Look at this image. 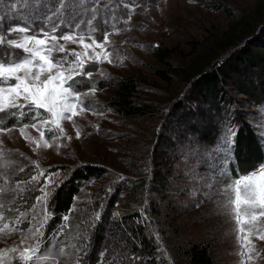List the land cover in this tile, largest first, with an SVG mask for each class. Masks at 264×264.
<instances>
[{
	"label": "rangeland",
	"instance_id": "1",
	"mask_svg": "<svg viewBox=\"0 0 264 264\" xmlns=\"http://www.w3.org/2000/svg\"><path fill=\"white\" fill-rule=\"evenodd\" d=\"M39 1L0 0V31L26 25L37 32L47 30L62 16L68 26L64 30L60 26L57 36L77 25V31L95 28L98 42L108 32L109 44L105 47L112 53V63H87L84 71L92 75L77 77L81 81L77 88L81 92L95 89L94 94L82 97L84 106L91 110L62 121V134L47 131L54 125L42 126L50 147L44 146L40 131L32 127L25 131L40 142V147L21 136L20 124L35 121L26 116L18 123L17 117L0 113V123L11 129L0 132V216L5 218L3 223L18 229L12 235L0 233V253H5L0 264H18L20 252L38 242L37 256L41 258L37 264H142L141 257L126 248L128 238L135 241L131 233L114 245L104 243L112 235L113 223L122 222L128 212L138 213V222L149 226L154 238L162 242L164 264H189L184 251L191 244L206 247L212 264H241L242 260L245 264H264V240L254 234L250 235L255 245L253 259L240 255L236 223L223 195L224 186L238 175L232 170V138L235 122L240 119L236 116L250 125L264 150V94L246 97L235 92L231 82L224 84L218 96L219 109L209 118L211 127L217 130L215 141L210 143L199 137V132L208 131V111L204 107L198 111L189 100L190 87L167 84L152 73L153 67H167L153 58L156 48H176L178 54L171 59L172 65L185 63L180 54L189 52V42L200 43L231 21L249 18L255 1L46 0L48 5L44 6ZM61 2L64 8H60ZM14 35L19 34L9 38ZM85 42L91 43L87 39ZM66 47L83 51L78 44L68 43ZM0 51L23 55L20 49ZM127 75L145 83L140 99L151 107L145 117L117 116L107 106L110 89H99L101 82H114ZM173 109L177 110L175 119L182 115L189 119L187 125L174 131L167 125ZM218 114L224 116L222 121ZM54 135L60 138L52 139ZM210 139L213 141L214 136ZM87 165L101 170L100 177L82 183L71 211L55 225L49 210L54 191ZM259 166H264V161ZM159 171L169 173L163 192L156 187L150 189L158 185L153 175H159ZM45 192L49 195L42 200ZM114 198L117 202L113 203ZM41 223V235L37 237L35 229ZM255 223L264 227V217H258ZM96 225H101L105 239L97 248L99 253L92 256L90 237ZM23 237L29 239L21 244ZM12 248L17 252L11 253ZM97 254L100 258L95 262L92 257ZM160 255L157 260L162 264Z\"/></svg>",
	"mask_w": 264,
	"mask_h": 264
},
{
	"label": "trees",
	"instance_id": "2",
	"mask_svg": "<svg viewBox=\"0 0 264 264\" xmlns=\"http://www.w3.org/2000/svg\"><path fill=\"white\" fill-rule=\"evenodd\" d=\"M254 1L253 12L249 18L242 17L231 21L225 29H216L214 33L209 35L211 37L203 40L204 42H189V52L180 54L184 56L181 59L185 60V63H180L177 66L172 65L171 59L178 54L176 48L160 47L153 52V58L159 64L167 66L163 69L153 67V75L167 84L188 85L190 87L189 100L196 105L198 111H202L201 107L207 109L209 115L205 118L208 131L205 134L199 132L201 141L210 143L215 141L217 130H213L209 118L214 112L217 113L220 106L219 93L222 92V87L228 81L233 84L235 92L246 97L264 94V0ZM39 3L43 6L48 5L46 0H40ZM53 24H59L64 30L68 26V21L61 16ZM216 31L220 32L217 34ZM176 79L178 81H175ZM143 85L145 83L142 79L138 80L134 75H127L114 82H101L99 89H110L107 106L117 116L142 118L151 113L150 105L140 99V91ZM176 111L173 109L170 113L172 119L167 124L172 131L179 130V127L187 125L189 121L187 115L175 119ZM220 114H218L219 121H222L224 116ZM236 118L240 119L235 122L237 127L232 138L234 160L232 170L235 174L250 173L264 161V150L253 134L250 125L241 120V117L236 116ZM7 123L11 124L10 121ZM211 136H214L213 141H210ZM156 166L158 168L159 164ZM101 173V170L92 165H87L78 169L70 179L60 184L53 193L52 205L49 209L55 225L60 224L61 217L71 211L82 183L100 177ZM159 173L160 176L158 174L153 175V181L158 185H152L150 189L154 190L152 188L156 187V191L163 192L168 182L169 173L161 174L160 171ZM133 188L136 187L133 186ZM115 201L117 202V199L114 198L113 203ZM137 218L138 213L128 212L123 217L122 222L116 220L113 223L112 235L107 240L102 237L101 225H96L90 237L92 256L99 253L97 248L102 239H105V245H114L118 240L126 237V233L129 232L136 242L128 238L126 248L141 257L139 259H141L142 264L150 262L151 264H159L160 260H157V256L162 253L163 244L154 238L149 226L141 225ZM159 230L163 233L161 229ZM184 254L187 256L189 264H212L208 249L200 244H191L184 251ZM98 256L97 254V257H92L95 258L93 259L95 262L100 258ZM160 256L161 263L164 264L165 259L162 258V255Z\"/></svg>",
	"mask_w": 264,
	"mask_h": 264
},
{
	"label": "snow or ice",
	"instance_id": "3",
	"mask_svg": "<svg viewBox=\"0 0 264 264\" xmlns=\"http://www.w3.org/2000/svg\"><path fill=\"white\" fill-rule=\"evenodd\" d=\"M64 7V3L61 2L60 8ZM78 27L77 25L59 36L56 35L60 28L59 24H53L50 29H41L38 32L30 25L12 27L6 32L0 31V48L20 49L23 53L19 55L11 51H0V113L17 117L18 123L26 116L30 121H35L21 123L20 134L37 147H40V142L32 140L25 130L32 127L40 131L41 140H44L45 133L41 128L51 124L55 128L49 127L47 129L49 133L62 134L64 131L61 127L62 121L71 120L78 113L91 110L84 106L82 97L94 94L95 89L92 88L89 92L79 91L77 85L81 81L77 77H91V71H84L88 62L112 63L110 59L112 53L105 47L109 44V33L104 32L102 40L98 42L94 35L95 28L90 27L88 32H84L77 31ZM12 34L19 35L9 38ZM86 39L91 43H86ZM60 41L64 43L61 44ZM68 43L78 44L83 51H69L66 47ZM95 48L101 51L96 52ZM89 50H92L91 54ZM54 53L58 55H53ZM13 109L17 111H10ZM2 120L3 117H0V121ZM10 130L0 123V132ZM79 135L77 131V138ZM59 138L55 135L52 137ZM44 146L50 147L51 144L44 140ZM48 195L49 193L45 192L42 200H46ZM223 195L236 223L237 240L242 249L240 255L247 254L248 260H251L255 245L252 244L250 235L254 234L258 239L264 240V227L255 223L258 217H264V166H259L250 173L238 174L236 178L229 180L224 186ZM4 219L0 216V233L12 235L18 229L10 228L3 223ZM42 227L43 223L35 229L37 237L41 235ZM241 233L249 235L242 236ZM28 239L29 237H23L21 244L26 243ZM9 251L15 253L17 249L12 248ZM37 253H40L39 242L20 252L18 264H37L41 258ZM4 255L5 253H0V260ZM241 264H245V261L242 260Z\"/></svg>",
	"mask_w": 264,
	"mask_h": 264
}]
</instances>
